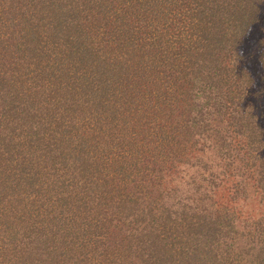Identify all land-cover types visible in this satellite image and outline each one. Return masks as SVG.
<instances>
[{"label": "trees", "instance_id": "obj_1", "mask_svg": "<svg viewBox=\"0 0 264 264\" xmlns=\"http://www.w3.org/2000/svg\"><path fill=\"white\" fill-rule=\"evenodd\" d=\"M0 264H264V0H0Z\"/></svg>", "mask_w": 264, "mask_h": 264}, {"label": "rangeland", "instance_id": "obj_2", "mask_svg": "<svg viewBox=\"0 0 264 264\" xmlns=\"http://www.w3.org/2000/svg\"><path fill=\"white\" fill-rule=\"evenodd\" d=\"M247 194H250V187H247V189H245ZM242 191V189L240 190ZM241 195L243 196V193H241ZM250 198L246 197V199H240L238 201V205H239V209H240V212L239 213V217H238V220L241 219V220H246L247 219V222H250V220L253 218V217H250L252 214V216H257V207L255 206L254 202L253 201H248L247 203H244V200H249ZM250 212V213H249ZM261 235H263V233H261ZM238 262V261H237Z\"/></svg>", "mask_w": 264, "mask_h": 264}]
</instances>
